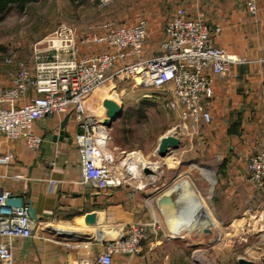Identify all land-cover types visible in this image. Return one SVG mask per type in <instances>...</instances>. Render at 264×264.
I'll use <instances>...</instances> for the list:
<instances>
[{
    "label": "crops",
    "instance_id": "0c3cea01",
    "mask_svg": "<svg viewBox=\"0 0 264 264\" xmlns=\"http://www.w3.org/2000/svg\"><path fill=\"white\" fill-rule=\"evenodd\" d=\"M38 1L7 4L0 23L11 14L24 15L29 5ZM54 1L55 6L63 8L66 5L78 7L88 0ZM109 4L114 15L111 21L121 22V0H112ZM179 9H182L179 17L200 19L210 28L215 47L243 59L242 63L230 65L225 75H211L213 95L206 106L211 122L187 123L183 132L195 135L199 152L202 155L206 151L208 156L207 165H202V169L208 168L215 175V184H209V197H205L203 188L197 187L200 203L195 199L189 204L180 197L181 204L185 203L184 207L188 208V217L201 221L194 231L199 234L207 222L203 220L201 209L208 210L212 217L209 230L217 227L214 223L223 228L248 207L264 210V191L249 184L245 170V159L264 144V0H257L255 12L248 0H196L187 9ZM21 53L15 52V58L22 59ZM8 54L0 47V72L4 70L3 57ZM122 107V115L115 121L130 114L132 106L128 107L124 101ZM168 111L174 124L179 120L178 112ZM64 118V114H55L34 123L33 133L42 139L36 151L29 150L23 140L3 144L0 137V157L6 153L11 155L7 165H0V187L21 198L22 203L30 204L39 222L34 236L13 241L14 264H98L96 259L107 242L124 236L132 223L152 222L162 214L156 201L148 202L149 191H132L127 186L97 190L83 184L74 146L76 129L70 119H66L62 128ZM161 137L153 150L156 156ZM111 145L121 150L112 141ZM178 163L183 167L187 162L167 164L166 183L182 170ZM13 175H21L23 179L14 181ZM168 192L173 198L179 195L173 190ZM88 215L93 216L91 224L85 220ZM187 215L176 216L171 221L183 222ZM164 232L162 225L160 228L150 226L138 254L114 253L110 264H238L241 258L264 264L262 247H248L242 257L233 246L218 245L210 247L212 257L199 249L195 256L189 252V244L168 238Z\"/></svg>",
    "mask_w": 264,
    "mask_h": 264
},
{
    "label": "built area",
    "instance_id": "2783aa9c",
    "mask_svg": "<svg viewBox=\"0 0 264 264\" xmlns=\"http://www.w3.org/2000/svg\"><path fill=\"white\" fill-rule=\"evenodd\" d=\"M248 1L255 12L257 0ZM214 31L217 33L219 29ZM211 32L200 19L173 16L164 26L158 49L152 51L148 48L150 32L145 20L130 24L104 21L81 33L74 27H58L32 45L28 60L15 58L13 52L3 57L4 70L0 72L1 142L23 140L29 150L36 151L42 139L34 135V123L46 116L64 114L76 129L74 146L83 184L105 190L127 186L133 181L137 183L134 190L151 185L154 193L148 199L151 202H155L162 191L173 190L189 204L193 198L200 203L198 188L193 182L190 184L185 175H177L170 182L161 184V162L146 161L137 152L117 151L110 143V128L103 124L102 101L109 98L92 97L97 91L112 93V101L122 104L116 91L117 84L130 82L133 88H152L161 94L165 108L178 112L179 120L168 135L179 140L178 132L183 133L187 123L211 122L206 107L213 95L211 75L223 76L230 65L243 62L242 58L215 47ZM135 155H139L145 164L137 166L139 161H133ZM10 159V154H4L0 157V165H7ZM144 169L150 173H144ZM245 170L249 184L264 191V144L245 159ZM212 173L213 182L202 174L210 185L215 184ZM11 178L14 181L23 179L21 175ZM10 197L15 196L0 187V264H14L13 241L31 238L39 225L36 219H30L28 203H22L20 208L9 206L6 201ZM201 214L203 220H207L203 224L205 228L211 219L207 210L201 209ZM199 222L198 219V226ZM180 224H176L174 230L164 218L165 235L180 239L179 229L187 230L183 222ZM154 225L155 221L132 223L124 236L104 245L96 262L110 264L111 256L117 252L138 254L147 229ZM221 230L232 243L244 241L243 234L264 240V210L248 207Z\"/></svg>",
    "mask_w": 264,
    "mask_h": 264
},
{
    "label": "rangeland",
    "instance_id": "374dc122",
    "mask_svg": "<svg viewBox=\"0 0 264 264\" xmlns=\"http://www.w3.org/2000/svg\"><path fill=\"white\" fill-rule=\"evenodd\" d=\"M111 1L94 0L91 2L88 0L78 7L66 5L63 8H59L55 6L54 0H39L35 4H30L24 15L11 14L0 23V47L9 53L22 51L21 58L28 60L32 45L37 41L43 40L62 25L77 28L78 32L81 33L87 28L91 26L95 27L103 21H111V16H114L112 15L111 4H109ZM195 2L196 0H121V22L119 23L130 24L137 20H145L150 32L148 48L156 51L163 38V29L168 20L173 16H178V13L182 11L179 8L186 7L187 9L189 4ZM152 35L155 36L154 39ZM131 84L128 82L116 85L120 102L125 101L128 107L132 106V109L130 110V114L127 113L123 118L112 124L109 130V136L112 138L110 143L112 141V144L126 152H137L146 161L161 162L162 174L159 177L161 184L166 183L164 177L167 164L172 165L180 161L187 162L183 167L181 166L182 164L178 163L182 167V170L178 172L179 175L186 173L185 178L188 177L190 179L189 182H193L196 187L203 188L205 197H209L210 185L204 181L201 173L204 172L203 174L209 177L207 172L212 175V170L202 169V165L208 161V156L205 154L206 151L202 155L199 152L198 141L195 135H186L179 131L180 146L177 151L174 152L173 150L170 154L166 155L167 160L165 157L160 158L156 156L153 150L157 139L163 135H168L172 131V115L165 108L161 95L155 93L156 90L144 87L133 88ZM121 89H123L122 93ZM108 95L103 91H97L92 98L98 99L107 97ZM144 95L148 97H144ZM136 185L137 183H133L132 181L127 187L133 191ZM138 191H149L150 193L147 196L154 194L151 190V185L148 184L143 185ZM178 197V195L174 196V198ZM205 201L207 202V199ZM184 204H181L179 209H181L183 215H187L186 213H189V211L187 207H184ZM261 210V208L258 209V211ZM162 216L159 213L156 219L153 220L156 224L154 225L155 227L163 224L164 218ZM208 216L210 219L212 218L209 212ZM214 224L217 227L210 229V233L202 232L196 234L194 231L196 230L195 227L198 226V219L196 217H188L187 215L183 221V225L187 229L190 228L189 230L193 232L180 234L181 238L178 241L189 244V252H193V254H196L195 256H197L198 253L196 251L199 249L202 252L208 253L209 257H212L213 249L210 247L218 245L221 247L233 246L240 255H243L242 257H244L243 253L248 247L264 248V240L256 235L243 234L242 238L245 239L244 241L232 243L230 238L225 234L226 232L224 230L219 231L220 226L216 223ZM250 225L252 226V223ZM164 234L167 233L164 232Z\"/></svg>",
    "mask_w": 264,
    "mask_h": 264
},
{
    "label": "water",
    "instance_id": "95a60500",
    "mask_svg": "<svg viewBox=\"0 0 264 264\" xmlns=\"http://www.w3.org/2000/svg\"><path fill=\"white\" fill-rule=\"evenodd\" d=\"M102 107L105 110V112H104L105 119L103 121V124L107 128H110L112 122L115 121L117 118H119L122 115V112H123L122 104L121 103L117 104L112 100L104 99L102 101ZM66 119H67V117L64 118V120L61 124L62 128L64 126ZM61 133H63V132H60V134ZM178 145H179V140L176 137L171 136V135H164L158 141V145L156 148V154L158 157L163 158L166 155L170 154L171 151L176 149L178 147ZM143 172L146 174L150 173V171L148 169H144ZM181 201L182 200H181L180 196L178 198H173L172 195L170 194V192H165V193H162L157 198L156 205L159 208L160 212L165 217L168 218L169 215L177 216L178 213L183 214L181 209H179L181 207ZM6 204L9 206L20 208L22 205V199L19 197H10L6 201ZM28 215H29L30 219H32V220L35 219V211L32 209L30 204L28 207ZM85 220L88 224H91V223H93V216L88 215V216H86ZM209 228H210V224H208V230L204 231V233H210ZM238 264H255V263L241 258L238 260Z\"/></svg>",
    "mask_w": 264,
    "mask_h": 264
},
{
    "label": "bare ground",
    "instance_id": "6f19581e",
    "mask_svg": "<svg viewBox=\"0 0 264 264\" xmlns=\"http://www.w3.org/2000/svg\"><path fill=\"white\" fill-rule=\"evenodd\" d=\"M112 94V93H111ZM108 95L107 97L109 98V100H112V99H114V97L112 96V95ZM110 96V97H109ZM135 158H134V160H133V158H132V160L133 161H135L136 162V159L139 161L138 163H137V166H142V165H144L145 163H144V161H142V159H141V157L139 156V155H135L134 156ZM166 158V157H165ZM169 158V157H168ZM166 160H167V158H166ZM152 170H154V166L152 167H150ZM205 169H208V168H205ZM210 180L211 181H213V173H212V175L210 174ZM194 200H195V198H193ZM148 202L150 203L151 202V200H148ZM193 203L195 202V201H192ZM152 203V202H151ZM149 205V204H148ZM181 215H183V214H177V216H181ZM174 217H176L175 215H169V217L167 218V217H165V222L170 226V227H172L174 230H176V228H175V226H176V224H180V223H182V222H179V221H175L176 223H173V219H171V218H174ZM171 220H173V221H171ZM173 223V224H172ZM181 225V224H180ZM190 229V228H189ZM188 230V229H187ZM206 230H208V228H204V230H203V232L204 231H206ZM179 234H183L185 231H186V229L184 230V231H182V230H180L179 229ZM206 237V236H205ZM208 239V238H207Z\"/></svg>",
    "mask_w": 264,
    "mask_h": 264
},
{
    "label": "trees",
    "instance_id": "16d2710c",
    "mask_svg": "<svg viewBox=\"0 0 264 264\" xmlns=\"http://www.w3.org/2000/svg\"><path fill=\"white\" fill-rule=\"evenodd\" d=\"M32 1L33 0H0V15H2L3 12L5 13V8L7 4L17 3L18 5H23ZM1 20H2V16H0V21Z\"/></svg>",
    "mask_w": 264,
    "mask_h": 264
}]
</instances>
